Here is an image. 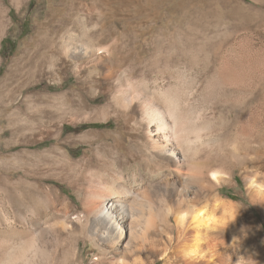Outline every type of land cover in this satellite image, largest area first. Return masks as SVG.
Here are the masks:
<instances>
[{
	"label": "rangeland",
	"instance_id": "obj_1",
	"mask_svg": "<svg viewBox=\"0 0 264 264\" xmlns=\"http://www.w3.org/2000/svg\"><path fill=\"white\" fill-rule=\"evenodd\" d=\"M119 88L177 110L195 160L234 173L220 196L245 216L220 264H264V212L248 184L264 182V0H0V264H147L125 251L127 236L95 247L78 225L59 228L87 207L57 177L63 158L45 154L57 141L40 139L63 122L62 143L115 130L77 112L116 109ZM64 147L74 161L90 148ZM123 172L134 184L135 168Z\"/></svg>",
	"mask_w": 264,
	"mask_h": 264
},
{
	"label": "bare ground",
	"instance_id": "obj_2",
	"mask_svg": "<svg viewBox=\"0 0 264 264\" xmlns=\"http://www.w3.org/2000/svg\"><path fill=\"white\" fill-rule=\"evenodd\" d=\"M98 51L92 50L91 55ZM111 102L116 109H85L77 115H84L82 121L115 120L117 128L113 131H90L62 143L66 123L62 121L40 137L57 141L45 154L54 152L63 158L68 172L57 177L69 183L87 207L76 218H61L59 228L72 232L78 225L95 247L98 243L119 244L127 236L125 251L148 254L144 255L147 264H157L158 257L165 264H220L221 250L234 234L235 218L245 216L240 205L220 196L219 189L232 181L234 173L214 170L208 161L195 160V141L186 137L188 130L183 127L188 119L177 110L121 88L114 90ZM196 134L198 140L201 136ZM73 142H86L90 147L79 161H74L64 147ZM131 151L139 156H130ZM130 165L135 168L137 186L123 172ZM154 168L155 174L162 173L157 182L150 179ZM216 172L220 174L213 178ZM251 178V198L262 204L264 212V189L251 187ZM257 182L263 181L257 178ZM203 201L212 204V213L207 211V204L201 206ZM193 208L203 215H185ZM139 262L144 264L143 258Z\"/></svg>",
	"mask_w": 264,
	"mask_h": 264
},
{
	"label": "clouds",
	"instance_id": "obj_3",
	"mask_svg": "<svg viewBox=\"0 0 264 264\" xmlns=\"http://www.w3.org/2000/svg\"><path fill=\"white\" fill-rule=\"evenodd\" d=\"M233 149L235 150V146H233ZM219 174H220L219 172L212 173L213 178H215ZM249 183H250V186L251 187H255L257 189H264V182H257V178L256 177L251 178ZM189 214H193V215H195V214L203 215V212H197V209L193 208L191 210V213H185V215H189Z\"/></svg>",
	"mask_w": 264,
	"mask_h": 264
}]
</instances>
